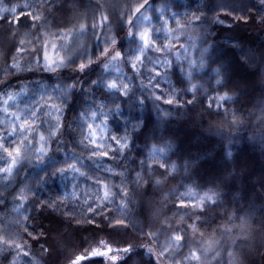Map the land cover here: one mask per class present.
I'll return each instance as SVG.
<instances>
[{"label": "rangeland", "instance_id": "obj_1", "mask_svg": "<svg viewBox=\"0 0 264 264\" xmlns=\"http://www.w3.org/2000/svg\"><path fill=\"white\" fill-rule=\"evenodd\" d=\"M61 1L0 0V19L16 18L13 33L11 36H5L7 39L5 46L10 45V40L13 42V56L7 64L0 65V73L5 75L9 72L39 70L57 73L74 69L82 62L87 64L89 59L95 64L96 61L99 62L101 52L105 48L111 49L112 43L106 41L112 39H115L118 46L120 45L117 50L126 54L119 60L99 62L100 66L91 76L87 89L84 90H87L86 95L83 94L76 112L83 141L92 150L97 148L98 157L95 159L73 150L58 152V156L53 152L50 159L47 156H40L38 159L37 149L43 147L48 154L50 143L55 137L51 132L55 129L57 133L59 128L55 126L60 124V119L68 106L70 97L68 80L56 77L50 81L21 85L16 92L2 95L0 138L3 139L0 146V169L13 164V160L15 164L11 172H0V188L11 184L12 181H18L20 191L14 201L16 217L28 212L34 198L49 199L44 194L54 187L58 199L55 203L66 204L70 216L80 219L107 216L119 218L123 223L117 227L118 230L129 229L140 236H148L167 264H240L234 261L235 252L247 250L250 248L248 243H252L250 240L255 241V235L251 236L248 229L260 231L258 227H250L247 224L255 212L264 210V193L259 197L251 194L247 199L245 196L242 203L238 201L239 195L232 194L231 201L234 207L226 215L218 210L217 214L225 218L216 222L211 233L205 237L193 233L196 230L185 225L188 217L193 213H200V210L193 206V200L199 203L200 197L214 192L198 185L195 175V180L190 178L195 161L197 162L202 155L199 157L197 155L192 157V154L182 155L181 158L173 156L170 139L160 140L162 138L160 134L163 132L162 114H160L162 118L155 121L156 125L151 130L142 123L146 117L145 104L155 102L156 96H160L158 84L142 85L131 79L136 72L146 69L145 63L149 60L148 70L160 84L168 86L172 93L179 92L194 102L210 101L212 98L211 104L217 109L222 108L225 103L233 100L225 86L227 72L230 70L229 55L240 53L241 45L237 39L228 36L221 37L220 43L211 38L215 34L213 26L229 25V19L223 15L209 18L207 12L212 6L208 0H175L170 4L160 1L147 4L145 0H83L79 3L80 6L74 2L76 0H72L73 9L70 10V5H67L69 7L67 11L60 13L56 11L54 5L60 4ZM238 1L244 3L246 0ZM26 4L30 7H25ZM141 5L145 6L141 8ZM13 8L16 9L15 12L12 11ZM137 8H140L139 12L136 11ZM34 16L39 19H34ZM104 17L107 18L106 24H102ZM145 17L148 19H144ZM129 21H134V25L130 26ZM81 25L84 26L83 30ZM129 31L137 34L147 31L153 41V47L144 52L142 62L135 60V56L139 54L135 50L142 45L138 40L128 37ZM45 55L48 57L47 61ZM61 58L65 59L64 66H57ZM246 58L251 59L250 64L254 62L255 66L262 67L257 63L255 56L248 55ZM69 60H74L75 63H68ZM133 63L136 64L135 71L132 68ZM105 64L108 65L107 71L104 70ZM12 65L16 67L12 68ZM217 69L220 72L219 77L214 71ZM173 72L178 75V79L176 76L174 80ZM189 73L191 79L188 78ZM239 74L242 76V73ZM240 75L238 79L242 80ZM218 79L221 81L219 85ZM93 80L100 82L94 86ZM112 80L118 81V85L128 84V94L122 96L119 91H106L105 84ZM178 80L179 85L176 84ZM255 81L252 87L256 91L261 89L260 97H255L253 104L249 106L250 110H241L240 114H234L226 119V129L231 134L245 133L249 126L252 127L258 122L264 127V75L261 82L259 81L260 84ZM191 85H198V89L195 92H188ZM225 93L231 99L222 101L218 106L215 98ZM9 95L14 99L8 100ZM5 101L8 103L5 104ZM57 108L59 112L55 111ZM194 111L198 116L195 115V119L188 118L183 123L187 131L192 130L193 135L189 136L191 147L199 149L203 146L202 135L206 136L209 133L200 126L198 120L203 114L197 109ZM93 112L97 114L96 119L92 118ZM33 113H37L35 118ZM88 124L93 125V130L96 131V136L103 147L98 148L90 139H85L89 131ZM22 126L28 129L23 134ZM98 126H103L104 130L100 131ZM13 129L16 131L10 135ZM41 135L45 137L43 142L40 141ZM113 136L126 139L129 146L123 153L114 151L119 146L112 140ZM247 136L249 137V134ZM29 140L31 144L28 143ZM255 141L258 147H262L261 138H255ZM5 148L12 152L11 156L4 151ZM16 148L21 149L19 156L14 151ZM159 149H163V153ZM228 150L229 147L226 150L227 154ZM100 151H107L109 156L101 157ZM255 156L262 173L251 176V182L264 187V157L259 156L257 152ZM76 160L80 161L76 166L84 175L72 171L63 176L51 175L54 171L53 162L57 167L67 168L68 164L76 163ZM162 164L164 167H161ZM109 168L113 169L112 173L107 171ZM137 173L143 177L139 183L136 182ZM162 174H166L164 177L166 179L175 180L174 186L166 191L167 196L183 199L187 205L180 212H177L176 208L175 214L168 218L160 217L161 211L158 207L152 206V203L148 207L140 192L149 177L153 181L160 180L159 176ZM236 174L240 177H235L234 180L236 190L243 192L241 178L243 174L239 171H236ZM232 176L234 177V174L227 173L221 175V178L230 180ZM105 185L114 196L111 202L101 199ZM124 189L128 191L126 200H122L117 194ZM218 198L216 195V200ZM89 204L93 207L92 212L88 210ZM212 206L213 204L209 203L204 212ZM143 207L149 211L150 220H144L140 216L143 215L139 213ZM206 221L204 219L199 227H206L204 226ZM182 228L187 229L182 233L185 238L182 244L176 247L175 242H170L168 238L173 235L174 229ZM246 234L251 236L250 240ZM63 235L70 237L67 232H63ZM261 236V245L264 247L263 234ZM14 243L15 264H28L27 243L18 235L14 236ZM96 246V242L91 245L90 254L96 251L94 248ZM58 249L60 251L62 247ZM193 251L197 253L198 259L192 258ZM261 254L264 257V252Z\"/></svg>", "mask_w": 264, "mask_h": 264}, {"label": "trees", "instance_id": "obj_2", "mask_svg": "<svg viewBox=\"0 0 264 264\" xmlns=\"http://www.w3.org/2000/svg\"><path fill=\"white\" fill-rule=\"evenodd\" d=\"M82 1L76 0L74 2L80 6L79 3ZM159 1L170 4L175 0H148L147 4H154ZM208 1L212 6L207 12L209 18L213 19L217 15H223L230 21L229 25L213 26L215 34L211 39L220 43L221 37L228 36L237 39L241 45L240 53H230L229 55L231 58L230 70L229 73L227 72L225 82L226 89L233 96V100L225 103L220 109L212 104L209 108V101L194 102L191 98L175 92L179 96L177 100L169 87L160 84L148 70L149 60L145 63L146 69L139 73L136 72L131 78L142 85L144 83L151 86L158 84L157 89L161 98L145 104L144 114L146 117L143 118L142 123L151 130L156 125L155 121H159L163 117L161 120L163 132L160 134L162 136L160 140L170 139V144L173 145L171 148L173 156L181 158L182 155L190 156L192 154V157H196V155L203 157L197 162L195 161L190 178L194 180L196 178L198 185L214 191L219 198L208 210L190 216L185 222L186 227H189L194 221H201L195 226L196 232L193 233L202 237L211 233L218 223L217 221L225 218L222 217L223 215L217 214L218 210L226 215L234 207V203L231 201L232 194L239 195L238 201L242 203L245 196L247 199L251 194L259 197L264 193V187L251 182L250 178L256 173H262L257 166L255 152L264 157V127L260 126L259 122L254 125L253 116L251 121L253 125L252 127L249 126V130L245 133L231 134L226 129V119L231 118L234 114H240L241 110H250L249 106L253 104L255 97L259 98L261 94V89L256 91L252 86L256 82L255 80L257 83L261 82L264 75V0H246L244 3L237 2V0ZM72 4H74L72 0H62L60 4H55L54 7L57 9L56 11L63 13L69 8L67 5H70V10L73 9ZM15 24L16 18L0 19V65L7 64L13 56V42L10 40V45L5 46L7 40L5 36H11ZM119 48L118 43L112 44L107 55L99 57V62L113 61L112 57ZM248 55L255 56L257 63L262 67L255 66L254 62L250 64L251 59L246 58ZM99 62L96 61L95 64H91L86 73L77 71V67L57 73L41 70L9 72L5 75L0 73V99L2 95L16 92L21 85L50 81L56 77L64 78L70 82L68 106L60 119L59 129L50 143V150L47 154L49 159L53 152L58 156V152L64 150H73L91 159L98 157L97 154L92 155V149L82 139V130L78 127L76 112L83 94L86 95L87 90H84L87 89L86 86L91 76L96 73L100 66ZM238 72L242 73V76ZM173 75L174 80H176V76L178 79L176 73L173 72ZM238 75L240 78L242 77V80L238 79ZM176 84H180L179 80ZM169 98L173 99L171 105L165 103V100ZM189 100H192L193 103L189 104ZM195 109L203 114L201 119H197L200 120V126L209 133L206 136L202 135L203 146H200L199 149L191 147L189 136L193 133L192 130L187 131L185 123H183L188 118L195 119L194 116H198L197 112L194 111ZM255 138L262 139V147L257 146ZM228 147L230 150L227 154ZM258 149H260V153ZM236 171L243 174L241 177L243 192L236 190L234 180L235 177H239ZM227 173L234 174V177L232 176L230 180L227 178L223 180L221 175H227ZM165 175L159 176L161 181L159 185L144 184L140 192L148 207L152 203V206L158 207L161 211L160 217L168 218L175 214L181 199L167 196L166 191L174 186L175 180L166 179L164 178ZM145 187H148L147 194L144 193ZM50 189L44 194L50 200L41 197L34 198L28 212L23 216L16 217L14 201L20 191L18 181H12L11 184L0 188V264H15V235L27 243L28 264H72L77 256L87 257L80 264H167L148 236H140L129 229L118 230L117 227L122 225V223L117 224V221H121L119 218L107 216L106 218L87 217L80 219L72 217L69 215L66 204L55 203L58 201L57 190L54 187ZM139 213L143 214L140 215L142 219L150 220L149 211L146 208L144 210L143 207ZM204 219L207 220L204 223L206 227H199ZM247 225L256 226L260 231L258 232L254 228L248 229L249 234L255 235L254 239H256L255 241L250 240L251 236L246 234V237H249L252 242L248 243L250 248L247 249L248 251L235 252L234 261L240 264H264V257L261 254L264 252V247L261 245V235L263 234L264 237V210L260 209L255 212ZM63 232H67L70 237L64 236ZM248 232L246 231V233ZM56 236L58 239H55ZM95 242L97 246L94 248L97 252L103 253L102 255L89 253L91 245ZM58 247H62V249L59 251ZM125 248H131V251L124 252L123 249ZM113 256L116 257L115 260L112 259Z\"/></svg>", "mask_w": 264, "mask_h": 264}, {"label": "snow or ice", "instance_id": "obj_3", "mask_svg": "<svg viewBox=\"0 0 264 264\" xmlns=\"http://www.w3.org/2000/svg\"><path fill=\"white\" fill-rule=\"evenodd\" d=\"M145 3H147V0H145ZM145 5H141L140 7H144ZM25 7H30V5L26 4ZM13 12L16 11L15 8L12 9ZM137 12L140 11V8H137L136 9ZM34 19H39V17H35L34 16ZM144 19H148V17H145ZM218 22H221L218 20ZM107 23V18L104 17L102 18V24H106ZM130 26L134 25V21H129L128 22ZM84 26L81 25V30H83ZM128 37L129 38H134L136 40L139 41V43L142 45L141 47L137 48L135 51L139 54H137L135 56V60L137 62H142V56L144 54V52L153 47V41L152 39L150 38V35L147 31H144V32H141L139 34L137 33H134L133 31H129L128 32ZM112 43V44H115L116 41L115 39H112L111 41H106V43ZM108 53V48H105L103 50V52H101V56H106ZM126 53L124 52H120V51H117L115 52V55L112 57V60H119L123 55H125ZM45 60L47 61L48 60V57L47 55H45ZM64 63H65V59L64 58H61L59 64L57 66H64ZM68 63H75L74 60H69ZM92 64V61L89 59L88 63L85 64V63H80L78 66H77V71L81 72V73H86L87 69L91 66ZM51 66V62L49 63V67ZM12 68H15L16 65H12L11 66ZM132 68L133 70L135 71L136 70V64L133 63L132 64ZM108 69V65L105 64L104 65V70L107 71ZM216 72V75L219 77L220 76V72L219 70H214ZM157 75H159V73H157ZM189 79H191V74L189 73ZM100 81H97V80H93L92 81V84L95 86L97 83H99ZM217 84H221V81L218 79L217 80ZM128 84H120L118 85V81L116 80H112V81H108L106 84H105V89L106 91H109V92H112V91H119V94L122 95V96H126L128 94ZM198 89V85H191L190 88H188V92H195L196 90ZM173 96L175 99H179V96L178 94L176 93H173ZM161 97L160 96H156V99L159 100ZM14 99V97L12 95H9L8 97V100H12ZM216 99V103L217 105L219 106L220 103L222 101H228L231 99V97H229L227 95V93H225L224 95L222 96H219ZM211 100L212 98H210V101H209V108L211 107ZM8 101H5V104H7ZM141 103H143V101H141ZM165 103L171 105L173 103V99L172 98H169L167 100H165ZM189 104L193 103L192 100H189L188 101ZM55 111L59 112V109H55ZM117 111H119V105H117ZM37 115V113H33V118H35ZM96 116L97 114L95 112L92 113V118L93 119H96ZM107 119V117H105ZM27 123V122H25ZM88 127V134L87 136H85V139H90V141L94 144V145H97V147H103L101 141L97 138L96 136V131L93 130V125L92 124H88L87 125ZM55 128H59V125H56ZM98 129L100 131H103V126H98ZM15 129H13V132L10 133L11 134H14L15 133ZM24 131H28L27 128H24L23 126L21 127V134H23ZM51 135L52 136H55L56 135V131L55 129L51 132ZM2 139L3 138H0V146H2ZM45 139L44 135H41L40 136V141L43 142ZM112 140L115 142L116 145H118L119 147L116 148L114 151H117V152H121L123 153L127 148H128V143L126 142V139L125 138H121V137H117V136H113L112 137ZM29 144H31V140L28 141ZM5 152H8V155L11 156L12 155V152H10L8 150V148H5L4 149ZM14 151L16 152L17 156L20 155L21 153V149L20 148H16L14 149ZM96 151H97V148H94L92 150V155L95 156L96 155ZM159 151L161 153H163V149H159ZM37 152L39 153L38 155V159L40 158V156H47V153L45 152L44 148L41 147L39 149H37ZM100 156L103 157V158H107L109 156V153L107 151H100ZM75 159V158H74ZM80 161L79 160H76V163H73V164H68L67 165V168H61V167H57L56 166V163L53 162V168H54V171L51 173V175L53 177L57 176V175H67V173L69 171H72V172H77V173H80V175H84V173L80 172V169L76 166L77 164H79ZM15 164V160H13V164H9L7 168H4V169H0V172H11L12 171V168H13V165ZM161 167H164V165L162 164ZM173 168L175 167L174 165L172 166ZM109 173H112L113 172V169L109 168L107 170ZM143 179V177L137 173L136 175V182L139 183V181ZM41 182H43V178H41ZM148 185H152L153 183L156 184V185H159L161 183L160 180H155L153 181L151 177H149V179L147 180L146 182ZM103 191V196L101 197L102 200L104 201H110L112 199H114V196L113 194L110 192L109 190V187L107 185L104 186V188L102 189ZM211 191V190H210ZM148 192V187H145L144 188V193L147 194ZM121 196V199L122 200H126L127 199V196H128V191L127 189H124L122 192L120 193H117ZM216 193L215 192H211V194H208L206 193L204 196L200 197V202L199 203H196L195 200H193V206L198 208L200 210V213H203L206 206L211 203V204H215L216 203ZM187 207V205L185 204L184 200L181 199V202L179 205H177V212H180L181 210L185 209ZM88 210L89 212H92L93 211V207L91 204L88 205ZM193 215H196V213H193ZM190 218V217H188ZM201 221L197 220V221H194L192 225H190L189 227H191L193 230H195V226L196 224L200 223ZM123 223V221H117V224H121ZM187 229H174L173 230V235L171 237H169V241H174L175 242V246L176 247H179L182 242L184 241V235L182 233L186 232ZM19 247V245L17 246ZM110 251V249H109ZM124 252H129L131 251V248H125L123 249ZM165 251H168V249H165ZM103 253H100V252H97V251H93L91 253V255H102ZM191 256L192 258L194 259H198V256H197V253L195 251H193L191 253ZM87 257L85 256H77L76 259L74 261H72V264H80L81 261H83L84 259H86ZM113 260L116 259L115 256L112 257Z\"/></svg>", "mask_w": 264, "mask_h": 264}, {"label": "bare ground", "instance_id": "obj_4", "mask_svg": "<svg viewBox=\"0 0 264 264\" xmlns=\"http://www.w3.org/2000/svg\"><path fill=\"white\" fill-rule=\"evenodd\" d=\"M44 27V26H43ZM44 30V29H43Z\"/></svg>", "mask_w": 264, "mask_h": 264}]
</instances>
